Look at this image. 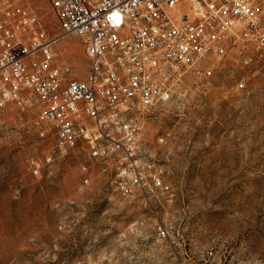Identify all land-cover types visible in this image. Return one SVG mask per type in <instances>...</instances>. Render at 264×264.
Returning a JSON list of instances; mask_svg holds the SVG:
<instances>
[{
  "label": "rangeland",
  "instance_id": "obj_1",
  "mask_svg": "<svg viewBox=\"0 0 264 264\" xmlns=\"http://www.w3.org/2000/svg\"><path fill=\"white\" fill-rule=\"evenodd\" d=\"M37 4L60 34L48 2ZM59 54L87 69L77 37ZM206 65L212 76L186 75L145 118L143 149L164 177L154 193L123 195L111 161L82 143L59 151L37 111L0 109V264H264V71L235 52Z\"/></svg>",
  "mask_w": 264,
  "mask_h": 264
},
{
  "label": "built area",
  "instance_id": "obj_2",
  "mask_svg": "<svg viewBox=\"0 0 264 264\" xmlns=\"http://www.w3.org/2000/svg\"><path fill=\"white\" fill-rule=\"evenodd\" d=\"M38 1L0 0V109L37 111L59 151L82 143L111 161L127 197L164 187L143 149L145 118L173 101L186 75L210 77L214 65L206 64L232 52L246 70L264 71V0H46L57 35ZM69 36L84 47V72L60 59ZM246 86L243 76L237 87ZM32 171L39 173L35 162ZM89 183L85 177L83 187Z\"/></svg>",
  "mask_w": 264,
  "mask_h": 264
}]
</instances>
